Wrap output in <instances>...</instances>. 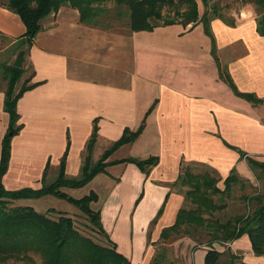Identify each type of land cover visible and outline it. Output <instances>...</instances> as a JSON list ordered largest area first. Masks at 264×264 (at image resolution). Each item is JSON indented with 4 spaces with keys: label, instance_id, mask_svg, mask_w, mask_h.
<instances>
[{
    "label": "crops",
    "instance_id": "crops-1",
    "mask_svg": "<svg viewBox=\"0 0 264 264\" xmlns=\"http://www.w3.org/2000/svg\"><path fill=\"white\" fill-rule=\"evenodd\" d=\"M39 26L30 46L14 47L9 57L6 41L16 43L24 27L0 5V141L7 127L2 68L21 52V66L30 70L28 84H36L16 101L21 127L10 140L0 180L4 190L38 189L45 164L46 173H56L66 146L64 175L76 178L93 124L95 145L109 146L143 120L139 135L115 149L103 172L78 189H84L82 196L95 194L90 208L115 250L129 264H150L160 231L173 224L183 204L182 192L170 186L180 163L212 170L219 189L231 169L251 183L244 158L264 163V37L255 32L250 10L233 26L213 19L210 32L219 66L236 91L251 94L257 104L236 97L219 79L200 24L120 32L80 24L77 11L62 5ZM124 148L129 155L119 158ZM149 157L157 162L145 174L119 162ZM180 241L191 244L186 237ZM212 248L228 249L244 264H264L245 235ZM198 249L204 255L205 248Z\"/></svg>",
    "mask_w": 264,
    "mask_h": 264
},
{
    "label": "trees",
    "instance_id": "trees-1",
    "mask_svg": "<svg viewBox=\"0 0 264 264\" xmlns=\"http://www.w3.org/2000/svg\"><path fill=\"white\" fill-rule=\"evenodd\" d=\"M199 1L204 8L208 7L207 0ZM238 1L251 3L256 7L258 15L255 18V32L264 37V0ZM106 4H109L110 8H106ZM0 5L19 18L24 27V33L19 41L27 48L40 29L39 21L48 14L55 13L62 5L77 11L80 24L110 29L113 23H120L129 33L150 32L154 28L173 24L189 26L191 29L200 24L203 34L210 41V56L217 66L219 79L236 97L252 104L260 102L251 94L237 92L225 70L218 64L210 22L219 19L226 25L233 26V21H225L214 6L208 7L198 15L195 0H0ZM22 71L11 66L2 68L5 81L2 110L7 115V127L0 141V180L9 159L10 140L21 127L16 123L18 120L15 111L16 101L25 91L36 85L28 84L31 77L29 75L14 91ZM142 128L143 120L135 130L124 129L120 137L93 163L90 156L96 142L97 131L93 124L85 143L80 172L76 178H66L64 175L66 146L52 182L44 183L47 163L38 189L21 188L7 191L0 182V264L10 260L35 264L34 259L38 264H129L103 233L98 212L90 208V204L96 201L95 194L89 192L79 199H73L60 189H78L86 185L96 174L103 172L106 166L104 160L118 147L132 142ZM239 158H243V154L240 153ZM244 159L250 171L264 174V163L250 158ZM119 162L131 163L145 174L157 160L155 157L144 160L126 158ZM191 167L180 163L177 178L170 185L183 189H181L183 204L177 210L173 224L160 231V243L163 244L172 237L184 236L191 241L192 251L199 247L205 248L202 264H244L240 256L228 249L219 252L213 249L212 245H224L245 235L251 253L264 257V193L252 189L253 184L245 183V180L236 175L234 169H231L222 180V188L219 189L216 186L218 178L212 170L201 167L202 170L197 168L198 170L193 169L197 172H193ZM245 184L252 190L246 192ZM234 185H238L243 193L234 197L231 193ZM44 196H52L74 206L85 215L101 241L95 243L81 235L69 217L52 209L46 212L57 213L56 219L39 214L27 206L4 208L5 201L37 199ZM233 197L235 203L227 212L226 200ZM155 252L150 264H162L160 260L164 258V252L161 249Z\"/></svg>",
    "mask_w": 264,
    "mask_h": 264
},
{
    "label": "rangeland",
    "instance_id": "rangeland-1",
    "mask_svg": "<svg viewBox=\"0 0 264 264\" xmlns=\"http://www.w3.org/2000/svg\"><path fill=\"white\" fill-rule=\"evenodd\" d=\"M195 1H196L198 15H201L202 12L205 9H208V7L210 6H214L217 9L218 13L222 15L225 21L232 20L233 22L234 21L236 22L239 15L242 14V12H245L246 10L247 11L250 10L251 13L255 15V18L258 15L256 7L253 4L241 3L238 0H207V3H208L207 8H204L199 0H195ZM105 6L106 8H110L109 4H106ZM101 18L103 19V17ZM122 27L123 26L120 23H113L110 29L121 32L124 29ZM19 40L16 43L12 44L11 46H7V41H6V54L8 56L12 55L14 51V47H16L17 45H21ZM10 64H11V59H7L6 65H10ZM20 69L23 70L22 75L20 76V79L17 82L14 91H16L19 88L22 81L28 77V74L30 72L29 67L25 64L22 65ZM22 78L24 79L22 80ZM106 147L108 146H105L104 142H98L96 143V145L94 144L93 149H92L93 153L90 156L91 162L94 163L98 159L99 153L103 152L106 149ZM128 155H129V152L126 148L121 149L117 154L119 158L128 157ZM191 168L193 172H197L196 170H193L197 168L199 170H202L201 167H196V166L195 167L192 166ZM55 176H56V173H53V174L50 172L46 173V176L44 178V183L47 184V183L52 182ZM255 176H257L258 178H256ZM244 182L250 184V182L246 180ZM251 185H252V189L254 188L258 190L259 192L264 193V174L259 173L258 171H256L255 173L251 171ZM175 188L178 189L179 191L183 190L180 187H175ZM221 188L222 187H220V189ZM245 189H246V192L247 191L249 192L250 190H252L248 188L246 184H245ZM63 192L68 197H71L73 199H79L82 197L83 195L82 193L84 192V189H77V190L64 189ZM231 193L235 197L243 193V191L239 189L238 185H234ZM234 197L232 199L226 200L227 212L230 211L232 204L235 203ZM15 206L30 207L35 212L39 214H45L51 219H56L58 217L57 213H63L65 216L69 217L72 220L73 226L78 230V232L81 235L88 237L91 241L95 243H99V241H101L99 239L100 236L94 231L93 227L88 222L85 215L82 214L80 211H78L75 207L66 203L63 200L56 199L52 196H47L45 198H39V199L38 198L28 199V200L21 199V200H16L12 202L5 201L4 208H11ZM48 209H52L56 211L57 213H47L46 211ZM183 237L184 236L172 237L168 239L166 242H164L163 244L160 243L158 245L156 251H159L161 249L164 252L163 253L164 258H161L160 260V262H163L162 264H202L203 254L200 253L199 249L195 250V253L193 254V261H191V254L193 252L191 250L192 245L191 244L186 245V243L183 244L180 241V239H182ZM103 243L104 241L102 242V244ZM34 262L35 264H38V261L36 259H34ZM4 264H27V263L15 262V261L10 260L8 262H5Z\"/></svg>",
    "mask_w": 264,
    "mask_h": 264
},
{
    "label": "water",
    "instance_id": "water-1",
    "mask_svg": "<svg viewBox=\"0 0 264 264\" xmlns=\"http://www.w3.org/2000/svg\"><path fill=\"white\" fill-rule=\"evenodd\" d=\"M21 62H22V53L19 52L17 54V56L14 58V60H13V62L11 64V67L20 69L21 68Z\"/></svg>",
    "mask_w": 264,
    "mask_h": 264
}]
</instances>
